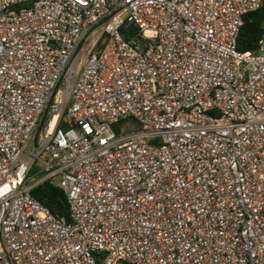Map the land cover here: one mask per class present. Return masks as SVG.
I'll return each mask as SVG.
<instances>
[{
  "label": "built area",
  "instance_id": "2783aa9c",
  "mask_svg": "<svg viewBox=\"0 0 264 264\" xmlns=\"http://www.w3.org/2000/svg\"><path fill=\"white\" fill-rule=\"evenodd\" d=\"M262 3L0 0V264H264Z\"/></svg>",
  "mask_w": 264,
  "mask_h": 264
},
{
  "label": "trees",
  "instance_id": "16d2710c",
  "mask_svg": "<svg viewBox=\"0 0 264 264\" xmlns=\"http://www.w3.org/2000/svg\"><path fill=\"white\" fill-rule=\"evenodd\" d=\"M263 36L264 0L258 10L244 16L237 36V49L241 52H253ZM31 195L48 208L54 216L68 219L65 194L58 186L47 181L34 188Z\"/></svg>",
  "mask_w": 264,
  "mask_h": 264
},
{
  "label": "rangeland",
  "instance_id": "374dc122",
  "mask_svg": "<svg viewBox=\"0 0 264 264\" xmlns=\"http://www.w3.org/2000/svg\"><path fill=\"white\" fill-rule=\"evenodd\" d=\"M134 127H132L131 129H133ZM31 175H32V177H35V171H33L32 173H31ZM59 181H60V179L59 178H55V179H53V183L55 184V185H57L58 183H59Z\"/></svg>",
  "mask_w": 264,
  "mask_h": 264
}]
</instances>
